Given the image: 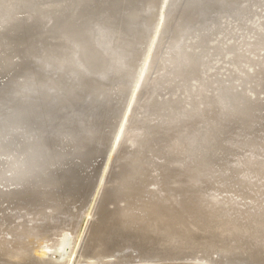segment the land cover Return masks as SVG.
<instances>
[{
    "label": "rangeland",
    "instance_id": "1",
    "mask_svg": "<svg viewBox=\"0 0 264 264\" xmlns=\"http://www.w3.org/2000/svg\"><path fill=\"white\" fill-rule=\"evenodd\" d=\"M146 1L128 5L139 21L123 24L133 39L128 49L118 42L120 57L113 56L118 68L109 75L121 86L115 97L109 87L94 88L90 77L82 85L94 90L83 88L87 94L60 106L53 93L81 89L74 80L61 86L64 74L55 72L62 76L54 84L52 77H36L51 82L49 100L42 89L25 85L21 89L29 87L33 96L14 90L15 98L0 99V264L61 263L85 225L81 263L111 256L110 264H264V0H223L219 6L213 0ZM82 3L86 11L97 5ZM13 6L5 10L22 32L49 30L50 18L33 22ZM68 7L59 21H70L77 6ZM91 15V26L74 24L80 36L73 61L97 76L111 60L96 35L113 17ZM86 42L98 57L83 64L78 52ZM37 46L38 58L26 70L0 71L4 93L10 82L31 83L36 62L53 68L46 61L56 62L57 55L46 60L41 50L49 47ZM9 101L26 104L12 112Z\"/></svg>",
    "mask_w": 264,
    "mask_h": 264
},
{
    "label": "bare ground",
    "instance_id": "2",
    "mask_svg": "<svg viewBox=\"0 0 264 264\" xmlns=\"http://www.w3.org/2000/svg\"><path fill=\"white\" fill-rule=\"evenodd\" d=\"M53 2L52 3H50L49 5H46V6H35V5H29L28 4V2H25V3H23V2H19L18 0H0V71H2L3 72V70L5 71H7V70H9L10 68H11V71H12V69H14L13 71H14V74L17 72V71H19V70H21V69H25L26 67H29L28 66V64H30L31 62H32V60L34 61V58H36L38 55H39V50L37 51V49H36V46L38 45V46H40L39 44H37V42H39V40H40V42H41V46L43 47L45 44L49 47V50L48 51H44V50H41V51H43L42 53L45 55V54H47L46 56H43V57H45V59L47 60V58L49 57V58H51V56H53V55H57L56 56V62L54 61V59H52V60H45L46 62H52L54 65L53 66H51V67H53V68H50V67H48L47 65H45L46 67H44L43 65H42V63H37L36 62V68H35V70H32V75L35 77V78H32L30 81H31V83L30 82H25L24 81V79L25 78H23V76L25 75H21V77L23 78V79H20L19 81L17 80V82H15V80H14V82L15 83H12L11 84V82H10V85H9V87L8 88H11V90L10 89H8L9 91L7 92L6 91V93H4L3 91H2V89H5V87L3 86V87H0V89H1V91L3 92H1L0 93V99L2 100V101H6V100H8V99H13V98H15V97H13V96H11L10 95V93L11 94H13L14 95V93H12V91H14V90H16L17 92H18V90L21 92H24V93H27V94H30L31 96H33L34 95V93L35 92H33V90H32V92L33 93H31L30 91L31 90H29V87H26V88H24V89H21V87H24V85L25 86H30V88L32 87V88H34V90H36V91H38V89H42L41 91H42V97L44 98V99H46V98H49L50 97V94L48 93L49 91H47V89L46 88H49L48 87V85H51L50 83L48 84V85H43V83L45 82V80L43 81V80H41V81H39L38 79H36V77L38 78V76H40L41 78H44V77H46L47 79L49 78H51V80H53V78H56V77H60V75L61 74H57V73H55V72H59V73H62V74H64V77H65V79L63 80L64 82L62 83V85L61 86H66L67 84V82L68 81H73L74 80V82H75V86H76V83H78V85H79V87H78V89H81V90H78V91H74V92H72L71 90H69L70 91V94L68 95L67 93L69 92V91H67L69 88L66 86L65 88H63V92H56V93H53V95L52 96H57V98H58V100H60V102H61V104H60V106L62 105V100H64L66 103H69V102H72L73 103V101H74V98L76 97V96H79V95H85V94H87V91H83V90H85V89H92V90H94V88H96L95 87V85L96 86H106V87H109V89H111L109 92H112V94L114 95V93H116L118 90H120V88L119 89H117V87H119L120 85H118L117 86V83H114V82H117V81H115L114 79V76L112 75H109L110 74V72H111V74H113V72H116V71H114V69L117 67L118 68V66H116L115 67V65H114V63L116 64V60L117 61H119L118 59H116L115 60V58L113 57L114 55L115 56H118V57H120V52L117 50V51H115L116 50V48L118 47V42H120V44L121 45H126L125 46V48L126 49H128L129 48V41L130 40H132L133 38H131V36H130V34L128 33L129 31H127V30H125V28H124V26H123V24L124 23H128V22H130L131 23V25H132V23H133V25H135V24H137L138 23V21H139V18L136 16V17H133V15H132V11L130 10V8H129V4H131V2H132V4H134L135 5V3H133L134 1H139V0H94V1H96L97 2V5H96V7L94 8V9H91V11H86L85 10V8H84V6L83 5H85L84 3H82V0H52ZM86 1V0H85ZM142 1V0H141ZM151 1V0H150ZM149 1V2H150ZM204 1V0H203ZM206 1V0H205ZM208 1V0H207ZM209 1H211V0H209ZM220 1H223V0H213V3H218V2H220ZM84 2V1H83ZM145 2H147L146 0H145ZM152 2V1H151ZM164 2V1H163ZM233 3H234V1H232ZM236 2V1H235ZM12 3H14V4H12ZM86 3V2H85ZM139 3V2H138ZM170 3V2H169ZM212 3V2H211ZM14 5L13 7H11V9H14L13 11H15V10H18V9H23V11H25V13L30 17V18H32V20H34L33 22H35V21H37L38 22V20H40V24H44L43 22H45L46 21V19H51L52 20V23L50 22V21H48L49 22V24H50V26H49V30L48 29H46V30H48L46 33H44L45 31H36V33H34L33 34V32L32 33H30V34H32V36L31 35H29V34H26V33H24V32H22V28H20L19 27V22L16 20V19H14L12 16V14H13V12H10V14L9 13H7V11H10V8L8 9V10H5L6 9V7H7V5ZM89 4V3H88ZM137 4V3H136ZM144 4H146V3H140V5H141V7H142V5L144 6ZM216 4H214V5H216ZM221 4V3H220ZM77 6V8H75L74 9V11L75 12H73V13H71V19H69L70 21L69 22H61V20L59 21L58 19H60V15L63 13V10H64V8L65 7H70V6ZM138 5V4H137ZM134 6L136 9L138 8V6ZM149 5V4H148ZM16 6V7H15ZM83 6V7H82ZM88 6V5H87ZM90 6H92V3H91V5ZM93 6H94V4H93ZM92 6V7H93ZM133 6V5H132ZM151 6H152V4H151ZM200 6H202V5H200ZM217 6H219L218 4H217ZM68 7V8H69ZM82 7V9H80ZM129 8V10H127L126 8ZM140 6H139V8H138V10H140V8H141ZM167 7V6H166ZM180 7V6H179ZM189 7V6H188ZM70 8H72V7H70ZM108 8H110V10H112L113 12H110V10L108 9ZM142 8H145V7H142ZM141 8V9H142ZM190 8V7H189ZM201 8V7H200ZM80 9V10H79ZM136 9H134V10H136ZM185 9V8H184ZM197 10H198V8H196ZM70 10V9H69ZM85 10V11H84ZM109 10V11H108ZM186 10V9H185ZM192 9H190V11H191ZM200 10V9H199ZM202 11H203V8L201 9ZM6 11V12H5ZM67 11V10H66ZM188 11V10H187ZM194 11V10H193ZM201 12V11H200ZM205 12V11H204ZM67 13V12H66ZM69 13V12H68ZM164 13V12H163ZM187 13V12H186ZM190 13V12H189ZM64 14V13H63ZM87 14H89V15H91V14H93V16L91 15V17H94V15H104L103 17H104V19L105 18H107L108 19V17L110 18L111 16L113 17L112 18V21L110 22V24H109V26H106L105 24H104V22H102V23H100V24H103V26L105 25L106 26V29L105 30H107V32H105V30L103 29V28H105V27H101L102 28V31L98 34V35H96V44L99 46V48L100 49H102V50H106V53H105V51H102L101 53H105V54H107L108 56L107 57H109V60H111V61H109V62H107L106 64H108V70H105L106 72H104L103 71V69H102V71L104 72L102 75H97V76H95V75H91L90 74V72H85V71H81V70H78V69H80L81 67H76L77 66V64H76V62H74L73 61V55H74V52L76 51V50H73L74 49V47L73 46H78V45H76V44H74V42L76 41V39H77V36H80V34L78 35V29L80 28H77L76 26L80 23L79 21L81 20L82 21V23H83V25L84 26H86L88 23H91L90 22V20H88V18H90V16H88L87 17ZM86 15V16H85ZM107 15H111V16H108V17H106ZM138 15V14H137ZM180 15V14H179ZM178 15V16H179ZM188 15V14H187ZM190 15V14H189ZM121 16V17H120ZM140 16V15H139ZM191 16V15H190ZM102 17V16H101ZM102 17V18H103ZM120 17V18H119ZM26 18H27V16H26ZM95 18H98L97 16L95 17ZM171 18V17H170ZM92 19V18H91ZM107 19H106V21H107ZM183 19V18H182ZM187 19V18H186ZM27 20H28V18H27ZM30 20V19H29ZM96 20H99V18L98 19H96ZM103 20V19H102ZM122 20H124V21H122ZM59 21V22H58ZM95 21V20H94ZM122 22V23H119V22ZM186 21V20H185ZM31 22V21H30ZM36 22V25H35V27H34V29L36 30V28H38V23ZM54 22H55V24H54ZM77 22H79L78 24H77ZM100 21H97V25H98V23H99ZM59 23V25H60V28H61V30H59V29H56V25ZM92 23H94V22H92ZM107 23V22H106ZM49 24H47V25H49ZM74 24L76 25L75 27H74ZM162 24H163V22H162ZM30 25H32V24H30ZM88 25H92V24H88ZM96 24H94L93 26H95ZM34 26V25H33ZM102 26V25H101ZM163 26V25H162ZM42 27V26H41ZM44 27V26H43ZM46 27V26H45ZM48 27V26H47ZM131 27V26H130ZM176 27V26H175ZM31 28H32V26H31ZM84 28V27H83ZM87 29H88V27H86ZM177 28V27H176ZM39 29V28H38ZM42 28H40V30H41ZM43 29H45V28H43ZM97 29V28H96ZM100 29V28H99ZM30 30V29H29ZM34 30V31H35ZM98 30V29H97ZM81 31V30H80ZM80 31H79V33H80ZM120 31H123V32H125L124 34H122L121 36L119 35V33H120ZM83 32V31H82ZM84 33H86L85 31H84ZM97 33V32H96ZM47 35V36H46ZM82 35V34H81ZM87 35V34H86ZM46 36V37H45ZM89 36V35H88ZM90 36H91V34H90ZM134 36V39H137V36H135V35H133ZM85 37V36H84ZM83 37V38H84ZM87 37V36H86ZM101 37H103L102 38V40L100 41V38ZM178 37V36H177ZM80 38V37H79ZM90 38H92V37H90ZM104 38H106V39H104ZM35 39V40H34ZM52 39L53 40H55L54 42H52ZM89 39V38H88ZM93 39V38H92ZM42 40V41H41ZM82 40H84V39H82ZM78 41V40H77ZM76 41V42H77ZM86 41H87V39H86ZM91 41V40H90ZM79 42H81V41H79ZM89 42V41H88ZM94 42V39L92 40V43ZM136 42V41H135ZM56 43L59 45H57V47L55 48V46H56ZM84 42H82L81 44H83ZM78 44V43H77ZM86 44H87V42H86ZM88 45V44H87ZM90 43H89V45L88 46H80V47H82V50H79L80 52H78L79 53V58H81L82 59V63L84 64V62L85 63H88V62H90L91 61V59H93L95 56L93 55L94 54V52L93 51H91V50H89V47H90ZM112 46V49H110V47L109 46ZM37 46V47H38ZM40 46V47H41ZM42 47L40 48V49H42ZM95 47V46H94ZM97 47V46H96ZM39 48V47H38ZM92 48H93V46H92ZM105 48V49H104ZM44 49V48H43ZM84 49H85V51H84ZM46 50H47V48H46ZM96 50V49H95ZM112 50V51H111ZM89 51V52H88ZM46 52V53H45ZM49 53V55H48V53ZM99 52V51H98ZM123 52H124V50H123ZM133 52H135L134 51V49H133V51H132V53L131 54H133ZM137 52V51H136ZM76 53V52H75ZM97 53V52H96ZM100 53V54H101ZM41 54V53H40ZM136 55V54H135ZM163 55V54H162ZM27 56H29V57H27ZM75 56V55H74ZM100 56V55H99ZM104 56V55H103ZM129 56V52L128 51H126L125 50V52L123 53V56L122 57H128ZM132 56H134V55H132ZM54 57V56H53ZM96 57H98V56H96ZM95 57V58H96ZM106 57V56H105ZM105 58V59H107V61H108V58ZM28 58H31V60H29ZM38 58V57H37ZM104 58V57H103ZM104 59V60H105ZM36 60V59H35ZM85 60V61H84ZM96 60V59H95ZM115 60V61H114ZM130 60H132V59H128V62H131ZM99 62V61H98ZM44 63V62H43ZM67 63V64H66ZM171 63V62H170ZM45 64V63H44ZM65 64L66 65H69V67L68 66H65ZM101 64V63H100ZM123 64V63H122ZM50 65V64H49ZM120 65H121V63H120ZM33 66H34V64H33ZM91 66V65H90ZM96 65H92L91 67H95ZM104 66V65H103ZM99 67V66H98ZM121 67H123V66H120V68ZM117 68H116V70H117ZM28 69V68H27ZM40 69V70H39ZM87 69V68H86ZM96 69V68H95ZM105 69H106V67H105ZM26 70V69H25ZM43 70H49V72H51V75H49V77H48V75H43V73H42V71ZM51 70H53V72L51 71ZM124 70V69H123ZM38 71V72H37ZM41 71V72H40ZM120 71V70H119ZM118 71V72H119ZM127 71H128V73H129V70L127 69ZM127 71L125 72V73H122V71L120 72V74L121 75H128L129 76V74L127 73ZM22 72V71H21ZM31 72V71H30ZM29 72V74H31ZM45 72V71H44ZM96 72H98V70L96 71ZM101 72V71H100ZM48 72H46V74H47ZM14 74H13V76L12 77H16V76H14ZM28 74V75H29ZM104 74H107V75H104ZM114 74H116V76L117 75H119V73H114ZM18 76V75H17ZM20 76V75H19ZM26 77H27V79H28V76L27 75H25ZM32 76V77H33ZM62 76V75H61ZM11 76H10V78H9V80L12 78ZM63 77V78H64ZM71 77L73 78V79H71ZM91 77V78H90ZM29 78H30V76H29ZM40 78V79H41ZM92 79V81H91V83L93 84V86H94V88H89V87H87V88H85L83 85H82V82H83V80L85 81L86 79ZM120 78V77H119ZM13 79V78H12ZM45 79V78H44ZM46 79V80H47ZM61 79V78H60ZM58 82H60V80H58V79H56ZM67 82H66V81ZM110 80H113V81H110ZM12 81V80H11ZM29 81V80H28ZM7 82H8V80H7ZM25 82V83H24ZM54 80H53V84H54ZM46 83H47V81H46ZM56 83V82H55ZM1 85V84H0ZM69 85V84H68ZM52 86V85H51ZM83 86V87H82ZM117 86V87H116ZM126 86H127V84H126ZM90 87H92V86H90ZM121 87V86H120ZM84 88V89H83ZM123 88H125L124 86H122V89ZM7 89V88H6ZM50 89V88H49ZM61 89V88H60ZM83 89V90H82ZM98 89V88H97ZM97 89H95L96 91H98ZM104 89H107V88H104ZM74 90H76V88L74 89ZM15 91V92H16ZM114 91V92H113ZM51 92H52V90H51ZM72 92V93H71ZM82 92V93H81ZM93 92V91H92ZM22 94V93H21ZM40 94V93H39ZM71 94H73V95H71ZM95 94V93H94ZM93 94V95H94ZM111 94V93H110ZM17 95V94H16ZM19 95V94H18ZM17 95V96H18ZM117 95V94H116ZM99 96V95H98ZM110 96V95H109ZM34 97H37V94H36V96H34ZM114 97H115V95H114ZM17 98V97H16ZM46 100H49V99H46ZM77 100V99H76ZM79 100V99H78ZM92 100V99H91ZM1 101V102H2ZM17 101L18 100H15V102L17 103ZM24 101V100H23ZM14 102V101H13ZM13 102H8L7 104V108H9L10 110L9 111H12V112H16V111H19V110H21L20 108H22V109H24V105L26 104H24L23 103V105H21V104H19V103H21V101L18 103V104H14ZM39 102V101H38ZM59 102V103H60ZM65 102H63V103H65ZM93 102V101H92ZM45 104V103H44ZM49 104V103H48ZM58 105V104H57ZM77 105H78V103H77ZM29 106V105H28ZM32 106V105H31ZM45 106V105H44ZM47 107V106H46ZM15 108V109H14ZM27 108V107H26ZM31 108V107H30ZM35 108V107H34ZM38 108V107H37ZM29 109V108H28ZM4 110V109H3ZM31 110V109H30ZM47 110V109H46ZM40 111V110H39ZM57 111V110H56ZM2 112V111H1ZM3 114V113H2ZM15 114H17V113H15ZM42 114V116H43V113H41ZM1 117V116H0ZM30 119V118H29ZM99 129V128H98ZM2 133V132H1ZM120 135V134H119ZM10 138V137H9ZM36 142V141H35ZM116 142H117V140H116ZM34 145V144H33ZM116 145V144H115ZM41 146V145H40ZM28 147V146H27ZM1 150V149H0ZM34 151V150H33ZM41 150H39V152H40ZM251 151V150H250ZM39 152L37 153V154H39ZM28 153V152H27ZM34 153V152H33ZM41 153H42V151H41ZM3 154V153H2ZM8 154V153H7ZM16 154V153H15ZM30 154V153H29ZM78 154V153H77ZM23 155V154H22ZM26 155V154H25ZM34 155V154H33ZM252 155V154H251ZM24 156V155H23ZM23 156H22V158H23ZM30 157V156H29ZM41 157V156H40ZM88 157V156H87ZM255 157V156H254ZM27 158V157H26ZM31 158V157H30ZM29 158V159H30ZM28 159V158H27ZM253 158H251V160H252ZM256 159H257V157H256ZM261 159V158H260ZM20 160V159H19ZM21 160H24V159H21ZM184 160V159H183ZM249 160V159H248ZM255 160V159H254ZM259 160V159H258ZM18 161V160H17ZM28 161V163H30L29 162V160H27ZM26 161V162H27ZM257 161V160H256ZM262 161H264V160H262ZM19 162H22V161H19ZM180 162H182V160L180 161ZM186 162V161H185ZM242 162V161H241ZM245 162V161H244ZM247 162V161H246ZM250 162V161H249ZM36 163V162H35ZM183 163V162H182ZM248 163V162H247ZM247 163H246V165H247ZM258 163V162H257ZM256 162L254 163V164H257ZM12 164V163H11ZM10 164V165H11ZM43 164V163H42ZM134 164V163H133ZM179 164V163H178ZM185 164V163H184ZM245 164V163H244ZM181 166H182V164H180ZM251 165V164H250ZM17 166V165H16ZM196 166V165H195ZM253 166V165H252ZM192 167V166H191ZM185 168H186V166H185ZM28 169V168H27ZM34 169V168H33ZM204 169V168H203ZM12 170V169H11ZM205 170V169H204ZM34 171V170H33ZM169 171V170H168ZM167 171V172H168ZM245 171V170H244ZM195 173V172H194ZM186 174V173H185ZM148 175V174H147ZM205 175V174H204ZM87 176V175H86ZM198 176L199 175H197V178H198ZM201 176V175H200ZM228 176V175H227ZM231 176V175H230ZM6 177V176H5ZM33 177V176H32ZM245 179H246V177L247 176H243ZM2 178V177H1ZM28 178V177H27ZM26 178V179H27ZM199 178H202V177H199ZM217 178V177H216ZM25 179V180H26ZM31 179V178H30ZM34 179V178H33ZM207 179V178H206ZM259 179V178H258ZM251 181L253 180V179H250ZM254 180H256V179H254ZM253 180V181H254ZM12 181V180H11ZM19 181V180H18ZM28 181H31V180H28ZM207 181V180H206ZM258 181V180H257ZM13 182V181H12ZM216 182V181H215ZM248 182L250 183V181H249V179H248ZM11 183V182H10ZM17 183V182H16ZM167 183V182H166ZM254 183V182H253ZM258 183V182H257ZM34 184V183H33ZM164 184V183H163ZM207 184V183H206ZM175 185V184H174ZM255 185V184H254ZM39 186V185H38ZM250 186H252V185H250ZM167 187V186H166ZM189 187V186H188ZM196 187V186H195ZM238 187V186H237ZM253 187V186H252ZM259 187V186H258ZM262 187V186H261ZM24 188H25V186H24ZM32 188V187H31ZM165 188V187H164ZM191 188V187H190ZM197 188V187H196ZM260 188V187H259ZM5 189V188H4ZM256 190H257V188H256ZM21 191V190H20ZM23 191V190H22ZM166 192V191H165ZM249 192V191H248ZM262 192V191H261ZM11 193V192H10ZM14 194V193H13ZM12 194V195H13ZM4 197V196H3ZM248 197V196H247ZM9 200V199H8ZM11 201V200H10ZM12 207V206H11ZM63 210V209H62ZM89 210V209H88ZM11 213V212H10ZM88 213V212H87ZM89 216H90V214H89ZM88 217V216H87ZM89 218V217H88ZM88 218H87V220H88ZM41 220V219H40ZM86 226V225H85ZM85 226H83V228L79 231L78 230V232H77V234H76V236L74 237V239L71 241V243H70V245H71V253H70V255H69V257L66 259V260H63L61 263H58V264H110L111 263V261L113 260V257H99V258H97V256H96V258L95 259H91L90 261H87L86 263H81V259L77 256V251L79 250V247H80V245L82 244L81 242H82V240H83V238H84V232H85ZM224 229V228H223ZM240 229V228H239ZM52 235V234H51ZM37 238V237H36ZM90 238V237H89ZM161 241V240H160ZM167 241V240H166ZM84 242V241H83ZM165 244H166V242H164ZM95 245V244H94ZM168 246V245H167ZM93 248V247H92ZM67 252V251H66ZM65 252V253H66ZM126 252H129L128 250L126 251ZM81 253V252H80ZM132 253H136V252H132ZM60 254V253H59ZM63 254V253H62ZM26 255V254H25ZM103 255V254H102ZM104 256V255H103ZM85 258V257H84ZM103 258H104V260H103ZM135 258V257H134ZM130 260V259H129ZM28 263V262H27ZM26 263V264H27ZM30 264H32V263H30ZM36 264V263H35Z\"/></svg>",
    "mask_w": 264,
    "mask_h": 264
},
{
    "label": "snow or ice",
    "instance_id": "3",
    "mask_svg": "<svg viewBox=\"0 0 264 264\" xmlns=\"http://www.w3.org/2000/svg\"><path fill=\"white\" fill-rule=\"evenodd\" d=\"M196 2L202 3V2H203V0H196Z\"/></svg>",
    "mask_w": 264,
    "mask_h": 264
}]
</instances>
